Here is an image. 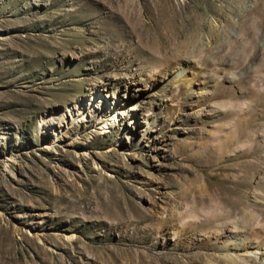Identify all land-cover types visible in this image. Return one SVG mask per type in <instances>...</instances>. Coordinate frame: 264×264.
Here are the masks:
<instances>
[{
	"label": "rangeland",
	"instance_id": "374dc122",
	"mask_svg": "<svg viewBox=\"0 0 264 264\" xmlns=\"http://www.w3.org/2000/svg\"><path fill=\"white\" fill-rule=\"evenodd\" d=\"M3 164L0 264H222L214 215L264 225V0H0Z\"/></svg>",
	"mask_w": 264,
	"mask_h": 264
},
{
	"label": "bare ground",
	"instance_id": "6f19581e",
	"mask_svg": "<svg viewBox=\"0 0 264 264\" xmlns=\"http://www.w3.org/2000/svg\"><path fill=\"white\" fill-rule=\"evenodd\" d=\"M94 99L95 96H93L91 100L94 101ZM134 109H136V107H134ZM65 110L66 113L71 117V121L69 123L64 121V131L72 124L84 122V117L86 116L85 113H89L88 109H86L81 102H79L77 106L72 105L66 107ZM42 121V125H46V120L44 118H42ZM99 121L105 124V128L102 129H108V127L112 125L110 124V121L112 120L108 118L107 112L100 115ZM106 131H104V133ZM5 168L7 172L12 170L10 164H3L0 168V172H2V170ZM258 207V202L253 200L251 201V204L248 208L252 211H258ZM249 210L242 209L241 215L233 221L227 220V217L218 213V215H214L217 219L215 224H206L207 227L213 228V234L216 236V239L214 238L216 242H210L208 247L213 249V253L216 258L214 259L218 262H222V264H264V225L261 223L257 224L256 222L252 221V212L250 213ZM220 217L221 219H219ZM192 226L193 225H191V227ZM202 229L201 231H204ZM206 231L207 230H205V232Z\"/></svg>",
	"mask_w": 264,
	"mask_h": 264
}]
</instances>
